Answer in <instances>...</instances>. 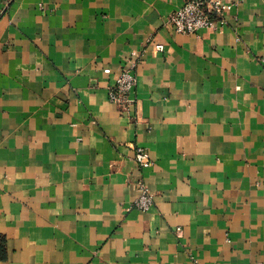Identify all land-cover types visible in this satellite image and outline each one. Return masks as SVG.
Listing matches in <instances>:
<instances>
[{
  "label": "crops",
  "instance_id": "0c3cea01",
  "mask_svg": "<svg viewBox=\"0 0 264 264\" xmlns=\"http://www.w3.org/2000/svg\"><path fill=\"white\" fill-rule=\"evenodd\" d=\"M184 1L0 0V264H264V0L192 35Z\"/></svg>",
  "mask_w": 264,
  "mask_h": 264
},
{
  "label": "built area",
  "instance_id": "2783aa9c",
  "mask_svg": "<svg viewBox=\"0 0 264 264\" xmlns=\"http://www.w3.org/2000/svg\"><path fill=\"white\" fill-rule=\"evenodd\" d=\"M241 0H231L229 3L223 0H185L183 5L174 10L167 17V25L177 34L192 35L201 29L216 30L226 23L224 13L239 5ZM162 45H156L155 50L163 51ZM137 60L130 59L123 68L114 83L107 87V95L110 103L114 104L121 113L130 115L135 105L132 96L137 85ZM109 73V70H105ZM134 159L140 170L153 166L148 152L138 147L135 150ZM137 196L133 202V208L142 212L148 211L153 204V194L149 191L142 178L135 182ZM177 230H180L177 228Z\"/></svg>",
  "mask_w": 264,
  "mask_h": 264
}]
</instances>
